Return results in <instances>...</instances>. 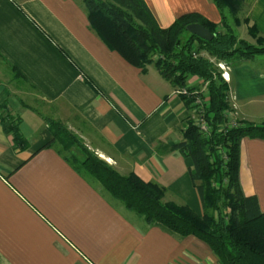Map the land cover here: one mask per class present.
<instances>
[{
	"label": "crops",
	"instance_id": "obj_1",
	"mask_svg": "<svg viewBox=\"0 0 264 264\" xmlns=\"http://www.w3.org/2000/svg\"><path fill=\"white\" fill-rule=\"evenodd\" d=\"M82 1L0 0V104L27 144L13 149L1 114L0 264H220L202 241L146 225L42 148L51 140L47 121L58 122L119 175L154 183L162 202L201 214L191 162L171 151L192 109L151 64L142 72L108 49ZM143 2L160 28L187 13L219 21L210 0ZM243 3L240 17L264 36V0ZM234 29L250 38L245 25ZM226 68L236 104L228 126L264 125V56ZM186 87L204 84L188 77ZM238 182L263 212L264 140H240Z\"/></svg>",
	"mask_w": 264,
	"mask_h": 264
},
{
	"label": "trees",
	"instance_id": "obj_2",
	"mask_svg": "<svg viewBox=\"0 0 264 264\" xmlns=\"http://www.w3.org/2000/svg\"><path fill=\"white\" fill-rule=\"evenodd\" d=\"M210 1L219 14L218 23L187 13L165 28L156 24L143 0L82 1L90 30L128 64L142 72L151 64L160 78L176 89L185 88L188 77L204 84L195 97L202 101L198 110L207 132H200L188 120L180 141L171 147L191 162L189 179L200 202V215L186 205L162 202L164 189L154 183H144L132 173L119 175L58 122L47 121L51 140L42 148L54 149L76 173L98 185L146 225L202 241L220 264H264V211H259L254 197L243 195L238 182L240 140H264V125L235 122L228 126L227 85L215 66L200 55L233 67L264 56V36H258L254 25L240 17L243 0ZM191 24L205 28L211 40L189 34L185 28ZM241 24L254 44L235 36L233 28ZM180 97L188 107L192 98ZM1 114L13 149L24 150L27 144L19 133V121L6 112L5 102L0 104Z\"/></svg>",
	"mask_w": 264,
	"mask_h": 264
},
{
	"label": "rangeland",
	"instance_id": "obj_3",
	"mask_svg": "<svg viewBox=\"0 0 264 264\" xmlns=\"http://www.w3.org/2000/svg\"><path fill=\"white\" fill-rule=\"evenodd\" d=\"M106 1H109V0H106ZM234 29V28H233ZM234 34H235V36L237 37H240V38H242V39H246V40H248V43H250V44H254V40L251 38V40H253V41H249L250 40V38H248L247 36H246V34H244V32H243V30H240V29H234ZM262 37V36H261ZM200 55H202V56H204V57H206L214 66H215V64L217 63L216 61H214L213 59H211V58H208V56L206 55V54H204V53H200ZM215 69L217 70V73L219 72V69H217L216 67H215ZM225 71L227 72V69H225ZM220 73V72H219ZM220 76H221V73H220ZM224 81V80H223ZM227 81H228V79H227ZM227 81L225 82V83H227ZM186 88L187 87H185V88H181V89H185V91H187L186 90ZM181 89H175V91H174V93L176 92V91H179V90H181ZM189 92V91H188ZM192 92H195V91H191V92H189V93H192ZM196 93H198V92H196ZM227 94H228V87H227ZM176 95V94H175ZM196 95H193V96H191V97H189V98H192V101H191V103L189 104V106H188V108H191L192 109V113H191V116L189 117V119L188 120H190L192 123H193V125L194 126H196V125H198V122L200 121V117H198V115H197V109H198V103H195V99H196V97H195ZM229 97H230V100L228 99L227 100V104H228V109L229 108H235V99H234V96L232 95V96H230V95H228ZM194 98V99H193ZM228 111H230V109L228 110ZM228 111H227V113H228ZM39 113V112H38ZM196 113V114H195ZM226 113V114H227ZM39 115L40 116H42L40 113H39ZM187 120V121H188ZM186 123V122H185ZM185 126V125H184ZM164 196V195H163Z\"/></svg>",
	"mask_w": 264,
	"mask_h": 264
},
{
	"label": "built area",
	"instance_id": "obj_4",
	"mask_svg": "<svg viewBox=\"0 0 264 264\" xmlns=\"http://www.w3.org/2000/svg\"><path fill=\"white\" fill-rule=\"evenodd\" d=\"M215 67H216L217 69H219V72L221 73V78L224 80V82H226L227 79H228L227 73H226V71H225V69H227L226 66L223 65L221 62H217V63L215 64ZM220 73H219V74H220ZM175 94L178 95V96L183 95V96H185V97H191V96H193V95H197L198 93H196V92L189 93L188 91H185V89H181V90H179V91H176ZM228 99L230 100V97H229L228 94H227V100H228ZM195 103H198L197 106H198V108H199V107H201L202 101L200 100L199 97H196V99H195ZM197 115H198V117L201 118V111H199L198 109H197ZM195 127H197L198 130H199L200 132H202V133H206V132H207V128H206L205 122L202 120V118H201L200 121L198 122V125H196Z\"/></svg>",
	"mask_w": 264,
	"mask_h": 264
},
{
	"label": "water",
	"instance_id": "obj_5",
	"mask_svg": "<svg viewBox=\"0 0 264 264\" xmlns=\"http://www.w3.org/2000/svg\"><path fill=\"white\" fill-rule=\"evenodd\" d=\"M185 30L189 34H191V35H193L199 39H202L204 41H210L212 38L211 34L205 28H203L202 26H200L198 24L188 25V26H186Z\"/></svg>",
	"mask_w": 264,
	"mask_h": 264
}]
</instances>
